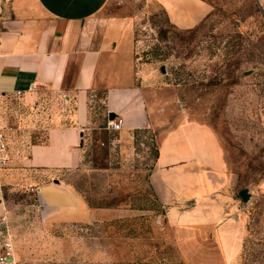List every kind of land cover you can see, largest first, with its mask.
<instances>
[{
	"label": "crops",
	"instance_id": "obj_1",
	"mask_svg": "<svg viewBox=\"0 0 264 264\" xmlns=\"http://www.w3.org/2000/svg\"><path fill=\"white\" fill-rule=\"evenodd\" d=\"M108 1L0 0V119L18 123L21 105L33 106L34 126L45 132L41 142L29 145H16L17 132L12 134L10 161L0 174V222L9 230L19 264H116L111 244L89 242L82 229L122 220L134 210L90 206L63 178L81 165L89 136L109 115L122 119L118 133L127 144L134 133L152 132L156 155L148 183L170 226L222 220L219 201H226L230 178L213 129L191 120L163 129L166 114L148 100L149 78L136 64L132 22L124 16L100 17ZM154 1L179 28L198 24L210 10L202 0ZM16 90L24 92L17 100ZM10 100L17 110L7 108ZM19 187H26V198L34 201L16 200ZM212 206L214 215L203 211ZM19 221L39 226L38 240L25 242L22 263L15 240ZM228 233L226 228L214 231L225 258L227 250V258L235 257L238 248Z\"/></svg>",
	"mask_w": 264,
	"mask_h": 264
},
{
	"label": "rangeland",
	"instance_id": "obj_2",
	"mask_svg": "<svg viewBox=\"0 0 264 264\" xmlns=\"http://www.w3.org/2000/svg\"><path fill=\"white\" fill-rule=\"evenodd\" d=\"M202 1L210 10L189 28L172 23L154 0H109L100 13L131 20L136 64L149 78L148 100L166 114L163 129L184 120L208 125L230 178L226 201H219L221 221L209 225L202 218L196 225L170 226L148 183L156 148L152 132L134 133L127 144L118 132L102 129L100 121L86 142L81 165L63 178L90 206L129 205L134 210L122 220L82 229L89 242L111 244L116 264H264V0ZM34 109L21 105L16 113L23 112L16 123V145L44 139V129L34 126ZM27 188L19 187L15 199L34 201L26 198ZM203 211L214 215L216 208ZM15 226L20 228L15 240L22 263L25 242L38 240L39 226L23 221ZM24 226L27 241L21 238ZM220 228L229 232L233 247L238 244L235 257L227 258V250L226 259L214 239Z\"/></svg>",
	"mask_w": 264,
	"mask_h": 264
},
{
	"label": "built area",
	"instance_id": "obj_3",
	"mask_svg": "<svg viewBox=\"0 0 264 264\" xmlns=\"http://www.w3.org/2000/svg\"><path fill=\"white\" fill-rule=\"evenodd\" d=\"M24 92L20 90L15 91V99L17 100L23 96ZM11 101V100H10ZM15 100L11 101L7 108L11 109L13 106H16V110L19 108V105H15ZM123 126V121L121 118L108 119L103 125L102 129L109 132H118ZM18 126L16 123L5 120L4 118L0 119V174L4 169L7 168L10 161V148L9 140L12 134L18 132ZM1 187V183H0ZM31 190L38 195V190L36 187H31ZM3 225V227L1 226ZM6 224L0 222V264H19L18 260L15 258V251L11 236L8 232Z\"/></svg>",
	"mask_w": 264,
	"mask_h": 264
},
{
	"label": "water",
	"instance_id": "obj_4",
	"mask_svg": "<svg viewBox=\"0 0 264 264\" xmlns=\"http://www.w3.org/2000/svg\"><path fill=\"white\" fill-rule=\"evenodd\" d=\"M113 118H114L113 115H109V119H113ZM239 194L243 198V192L241 191Z\"/></svg>",
	"mask_w": 264,
	"mask_h": 264
},
{
	"label": "trees",
	"instance_id": "obj_5",
	"mask_svg": "<svg viewBox=\"0 0 264 264\" xmlns=\"http://www.w3.org/2000/svg\"><path fill=\"white\" fill-rule=\"evenodd\" d=\"M155 155H156V151H155ZM155 155H154V157H155Z\"/></svg>",
	"mask_w": 264,
	"mask_h": 264
}]
</instances>
